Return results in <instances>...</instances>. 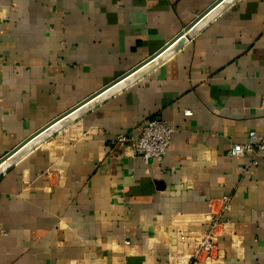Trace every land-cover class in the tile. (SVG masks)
Masks as SVG:
<instances>
[{"label": "crops", "instance_id": "obj_1", "mask_svg": "<svg viewBox=\"0 0 264 264\" xmlns=\"http://www.w3.org/2000/svg\"><path fill=\"white\" fill-rule=\"evenodd\" d=\"M217 0H0V158L158 52ZM264 0H234L175 53L0 175V264H167L222 199L216 264H264ZM185 112H189L186 115ZM159 120L161 161L112 144ZM256 164H253V159Z\"/></svg>", "mask_w": 264, "mask_h": 264}, {"label": "built area", "instance_id": "obj_2", "mask_svg": "<svg viewBox=\"0 0 264 264\" xmlns=\"http://www.w3.org/2000/svg\"><path fill=\"white\" fill-rule=\"evenodd\" d=\"M264 106V102H262ZM189 115V112H185ZM173 129L159 121H148L137 138H127L122 134L112 139V144L119 151V157L131 156L147 163L150 160L161 161L167 154ZM248 145L234 144L228 152V157L239 158L245 154H255L264 150V136H257L254 132L248 134ZM256 164V159L252 161ZM221 208L217 213H211L207 218V226L203 230L178 229L176 233V247L168 257L167 264H216L222 261L218 251L219 237L229 235L231 223L226 218L231 210L230 198L224 197ZM2 234V232H0Z\"/></svg>", "mask_w": 264, "mask_h": 264}, {"label": "water", "instance_id": "obj_3", "mask_svg": "<svg viewBox=\"0 0 264 264\" xmlns=\"http://www.w3.org/2000/svg\"><path fill=\"white\" fill-rule=\"evenodd\" d=\"M225 1L226 0H217L207 10H205L202 14H200L193 22H191L188 26H186L175 38H173L169 43L163 46L158 52L147 58L145 61H143L141 64H139L138 66L127 72L126 74L117 78L116 80H114L113 82H111L110 84H108L107 86L96 92L95 94L86 98L85 100H83L81 103L76 105L74 108H72L65 114L59 116L58 118L50 122L48 125L36 131L34 134L26 138L23 142H21L18 146H16L13 150H11L9 153H7L2 158H0V166L6 165L4 170L0 171V175L3 172H5L21 154H23L31 147L38 144L41 140L38 142H35V140L41 135H43L45 132H47L49 129H51L52 127H54L55 125L66 119L67 117L73 115L77 111H81V114L87 111L88 109H90L91 107L102 101L103 99L107 98L108 96L112 95L119 89L139 79L146 71L152 69L161 60L175 53L183 44H185L190 39V37H192L198 30H200L202 27L208 24L213 19V17L217 15V13H219L229 5L228 4L226 6H223V3ZM215 11L217 12L213 14ZM172 48H173L172 52L169 53L170 49ZM139 72L140 74H138ZM91 103L93 104L87 107Z\"/></svg>", "mask_w": 264, "mask_h": 264}, {"label": "bare ground", "instance_id": "obj_4", "mask_svg": "<svg viewBox=\"0 0 264 264\" xmlns=\"http://www.w3.org/2000/svg\"><path fill=\"white\" fill-rule=\"evenodd\" d=\"M231 2H233V0H226L223 3V6H226L228 4H230ZM222 8V7H221ZM218 11V10H217ZM217 11H215L213 14H215ZM173 48L170 49L169 53L172 52ZM142 72V71H140ZM140 72L138 74H140ZM93 103L89 104L87 107L91 106ZM81 114V111H77L76 113H74L73 115L67 117L66 119H64L63 121H61L60 123H58L57 125H55L54 127H52L51 129H49L47 132H45L43 135H41L40 137H38L35 142H38L44 138H46L47 136H49L51 133L59 130L60 128L64 127L65 125L72 123L73 121L76 120V118H78V116ZM6 165H1L0 166V171L4 170Z\"/></svg>", "mask_w": 264, "mask_h": 264}]
</instances>
